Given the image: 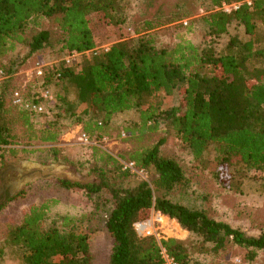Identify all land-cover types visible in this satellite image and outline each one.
Listing matches in <instances>:
<instances>
[{"label": "trees", "instance_id": "1", "mask_svg": "<svg viewBox=\"0 0 264 264\" xmlns=\"http://www.w3.org/2000/svg\"><path fill=\"white\" fill-rule=\"evenodd\" d=\"M239 2L230 11L222 9ZM142 3L0 0V70L6 76L0 157L38 154L44 163L93 174L86 183L52 182L83 194L104 217L98 227L104 242L95 248L89 232L72 229L70 216H51L58 198L32 203L15 221L0 220V258L9 249L23 264H161L162 246L178 264H264V232L249 235L206 205L187 206L178 196L188 183L184 156L190 169L204 172L224 190L237 191L245 177L264 187V44L256 45L264 0H203V14L187 19L183 12L173 25L157 12L132 13ZM129 23V34L93 51L98 27ZM232 24L248 38L235 35L221 43ZM19 46L28 49L26 56L53 50L50 61L57 62L45 67L39 86L67 83L76 93L71 101L56 94V101L66 104L55 106L57 112L43 122L23 103H13L15 90L26 101L42 99L38 86L23 93L12 83L18 60L10 62L9 54ZM73 52L78 56L67 64L64 57ZM127 112L137 114L122 122L121 140L129 149L112 155L93 144L111 137L118 116ZM73 124L92 140L76 158L64 147L19 146L20 139L26 145L57 142ZM130 162L146 177L125 167ZM152 210L175 219L192 238L139 236L134 224ZM145 227L151 223H142L141 231ZM233 248L243 251L236 263L225 260Z\"/></svg>", "mask_w": 264, "mask_h": 264}, {"label": "rangeland", "instance_id": "2", "mask_svg": "<svg viewBox=\"0 0 264 264\" xmlns=\"http://www.w3.org/2000/svg\"><path fill=\"white\" fill-rule=\"evenodd\" d=\"M206 5L203 0H143L139 9H135L132 13L146 15L157 12L162 18L166 16L171 19L170 25L178 24L181 20L179 17L183 12L188 14L187 19L195 18L205 12ZM132 24L123 25L122 28H113L111 26L100 28L95 32V41L98 48L107 46L117 40L120 36L127 35L131 32ZM238 35L240 38H248L241 26L232 24L228 27V31L221 36L219 41L226 43L230 37ZM264 44V26L258 25L257 43L256 45ZM28 49L25 46H19L14 52L9 54L10 62L17 59L16 71L14 73L12 83L25 93L28 90H34L37 86L41 92L38 79L35 78L32 69L33 63L36 61L48 62L53 56V50L39 52L31 56H26ZM89 52H86L87 55ZM34 61V62H33ZM262 64V63H260ZM264 66V64H262ZM35 86V87H33ZM52 95L65 96L71 101L76 98V93L73 87L67 83L51 84L49 86ZM173 101V100H172ZM55 105L59 108L64 107L63 99H55ZM58 109V108H57ZM36 121H45L44 116H34ZM137 119L135 112H127L120 114L115 122L120 136L118 137L117 129L114 130L111 137L104 136L99 138L97 146L105 149L112 155L130 148V144L122 141L121 138L125 134L122 126L124 119ZM82 135L81 125L73 124L71 128L64 132L57 142L42 145L39 141H35L30 145H26L25 139L19 140V146L27 148H37L44 146L64 147L70 158H76L82 154L84 145L91 142H83L80 138ZM92 143V142H91ZM181 155V154H180ZM186 157V158H184ZM183 162L188 164L185 175L188 183L181 188L178 196L187 206H202L206 205L213 214L222 216L233 227L240 228L249 235H257L264 232V187L250 178H243L241 186L237 191H227L216 186L212 180L202 171L196 170L191 164L187 156H184ZM0 196L2 189L5 186L6 195L0 201V220L15 221L21 213L32 203H41L49 198L56 197L59 202L52 208L51 216L55 219L62 216H70V226L78 232H89L95 248H101L103 245V233L100 228L103 223V214L96 211L90 199L81 193L71 192L65 189L58 188L52 182L54 178H66L72 181L81 183L91 182L94 179L93 174H81L73 166L59 163H44L43 158L38 154H19L7 155L0 157ZM31 163V169L25 170V167ZM29 166V167H30ZM136 170V169H135ZM25 171V172H24ZM137 173L146 177L140 170ZM23 172V174H22ZM85 172V170H84ZM83 172V173H84ZM237 174V173H236ZM21 175V177H19ZM238 175V174H237ZM239 176V175H238ZM241 179V177H239ZM25 188L23 195L16 197ZM151 223V228L147 229L157 239L174 237L178 239H186L192 235L183 229L175 219L152 210L148 219L136 222L134 227L139 236H146L144 230H138V223ZM141 223V224H142ZM243 254L241 248L230 249L225 256V260L236 263ZM0 264H23L20 257L7 249L4 255L0 258Z\"/></svg>", "mask_w": 264, "mask_h": 264}, {"label": "built area", "instance_id": "3", "mask_svg": "<svg viewBox=\"0 0 264 264\" xmlns=\"http://www.w3.org/2000/svg\"><path fill=\"white\" fill-rule=\"evenodd\" d=\"M249 3V1H248ZM240 5L239 3H233V4H223L222 5V9L225 11H230L231 8H237ZM184 24H186V21H183ZM100 48H104L107 49V46H102ZM98 46H96L95 48H93L94 50H98ZM78 56V53L73 52L69 55H66L64 57V60L67 64H70L72 62V60L74 58H76ZM57 62V60L55 61H48V62H41V61H37L35 63V65L33 66L32 72L35 76V78H37L39 81V85H41L42 81H43V73H44V69L46 66ZM6 79V76L3 74V71L0 70V94L4 85V80ZM40 96H41V100L40 101H26L23 99L22 94L20 93V91L15 90L12 94V98H13V103L17 104V103H23L24 107L28 109L29 112L34 113L35 115H39V116H52L57 112V109L55 107V105H50V103H55V98L52 95L50 89L48 88H42V91L40 92ZM83 142H88V137L86 134L82 133L81 138H80ZM125 167H129L132 171H136L135 168L133 167V164L130 163H125ZM142 222L138 223L141 224ZM137 224V225H138ZM144 232L146 235H150V231L145 227ZM160 256H161V264H178L177 260L170 255L167 250L160 246Z\"/></svg>", "mask_w": 264, "mask_h": 264}, {"label": "flooded vegetation", "instance_id": "4", "mask_svg": "<svg viewBox=\"0 0 264 264\" xmlns=\"http://www.w3.org/2000/svg\"><path fill=\"white\" fill-rule=\"evenodd\" d=\"M4 188H5V186H3ZM2 189V192H1V196H0V201H1V199H3V197L6 195V191H5V189Z\"/></svg>", "mask_w": 264, "mask_h": 264}, {"label": "crops", "instance_id": "5", "mask_svg": "<svg viewBox=\"0 0 264 264\" xmlns=\"http://www.w3.org/2000/svg\"><path fill=\"white\" fill-rule=\"evenodd\" d=\"M30 165H31V163L28 162V165L25 167V170L31 169V166H30ZM29 166H30V167H29ZM24 172H25V171H24ZM22 174H23V172H22ZM19 177H21V175H19Z\"/></svg>", "mask_w": 264, "mask_h": 264}, {"label": "bare ground", "instance_id": "6", "mask_svg": "<svg viewBox=\"0 0 264 264\" xmlns=\"http://www.w3.org/2000/svg\"><path fill=\"white\" fill-rule=\"evenodd\" d=\"M140 226H141V224H138V230H139Z\"/></svg>", "mask_w": 264, "mask_h": 264}]
</instances>
